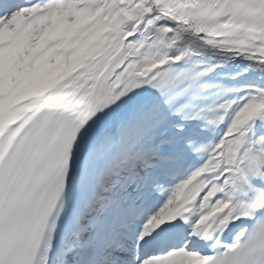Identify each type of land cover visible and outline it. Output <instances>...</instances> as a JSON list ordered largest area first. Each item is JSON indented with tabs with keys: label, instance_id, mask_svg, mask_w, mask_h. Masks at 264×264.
I'll return each instance as SVG.
<instances>
[{
	"label": "snow or ice",
	"instance_id": "snow-or-ice-1",
	"mask_svg": "<svg viewBox=\"0 0 264 264\" xmlns=\"http://www.w3.org/2000/svg\"><path fill=\"white\" fill-rule=\"evenodd\" d=\"M0 264H264V0H0Z\"/></svg>",
	"mask_w": 264,
	"mask_h": 264
}]
</instances>
